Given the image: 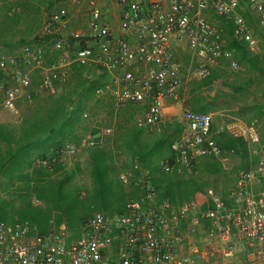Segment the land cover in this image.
I'll return each instance as SVG.
<instances>
[{
    "label": "built area",
    "instance_id": "2783aa9c",
    "mask_svg": "<svg viewBox=\"0 0 264 264\" xmlns=\"http://www.w3.org/2000/svg\"><path fill=\"white\" fill-rule=\"evenodd\" d=\"M81 4L85 0H71ZM124 5L122 36L102 20V7L90 0L91 20L87 31L71 27L70 10L61 5L50 14L47 34H54L49 48L40 42H27L19 54L0 58V106L23 119L19 99L31 98L33 84L25 65L42 69L40 89L56 92L67 85L71 66L76 63L82 75L94 79L90 66H102L112 73L110 79L95 87L97 96L110 95L118 106L151 99L148 110L136 118L140 128L162 131L171 125L165 114L168 98H178L182 87V68L173 43L187 40L191 61L189 79L208 77L222 60L239 69L235 50L229 47L217 23L205 12L214 9L234 24V35L251 50L258 47L253 26L241 13V0H114ZM264 29V0H244ZM2 1L0 0V6ZM86 41L85 45L79 43ZM91 44H90V43ZM78 45V46H77ZM57 54L55 63L44 66L46 53ZM8 76L10 79H4ZM88 119L90 112L83 111ZM183 129L174 139L175 162L160 161L165 172H193L207 156H220L225 149L217 142L213 116L187 107L182 116ZM113 126L103 132L111 134ZM218 133L243 137L263 151L258 160L239 170V179L225 199L213 185L207 187L211 207L203 208L195 199L175 203L160 199L153 169L140 158L119 171L120 181L141 194L126 203L124 211L97 209L78 227L72 237L66 222L51 223L46 232L29 219H0V264H215L204 261L200 241L207 246L218 242L216 264H232L239 245L249 250L250 259L264 258V141L257 120L246 123L233 119L218 126ZM93 136L84 144L98 143ZM80 145L68 141L37 157L35 164L53 167L56 162L77 157ZM231 154L235 148L227 150ZM35 203H41L39 198ZM204 220L209 222L203 229Z\"/></svg>",
    "mask_w": 264,
    "mask_h": 264
},
{
    "label": "trees",
    "instance_id": "16d2710c",
    "mask_svg": "<svg viewBox=\"0 0 264 264\" xmlns=\"http://www.w3.org/2000/svg\"><path fill=\"white\" fill-rule=\"evenodd\" d=\"M14 9L13 11H16V8ZM8 18L6 14L0 25H4L3 20L7 21ZM2 41H5V38L0 34V43ZM236 41L238 45H242L241 40ZM85 44L86 41H82L79 46ZM98 84L95 73L93 80H88L82 75L71 87L66 85L63 89L51 92L52 96L48 102L44 104L36 102L37 104L23 116L22 120L18 121L16 118L13 122L0 119V219L10 221L29 219L39 225L41 232H46L51 223L58 226L61 222H66L71 236L74 237L80 224L97 209L115 207L118 211H124L127 201L141 194L138 186L133 184L129 188L115 175L125 165L118 168L112 151L100 142L87 144L85 157L81 158L85 162L77 161L71 167L60 162H56L53 167L37 165L34 162L37 157L46 155L51 147L74 141L73 133L83 119L82 101ZM220 134L216 139L222 147L228 150L235 148V153L244 152L246 149L247 141L243 137H235L224 132ZM135 135L134 133L129 135L128 145L143 163L152 168L148 157L143 154L153 150L154 145L138 146ZM170 140L168 139V142ZM210 157L218 160L217 156H207V159ZM176 158L177 153L171 148L169 156L164 160L168 159L173 163ZM209 162L204 164L205 168L215 172L221 170L220 162ZM159 164L160 162L157 165ZM85 165L88 166L90 177L86 199L80 193L82 186L73 180L77 172L85 170ZM159 171L167 175V179L154 176L160 199L168 198L179 203L185 201V198L201 193L206 195L205 201L201 202L202 207L213 205L205 190L207 181L197 178L182 179L174 171L165 172L160 168ZM172 179H176V182ZM177 189L181 191V201L176 196ZM223 197L229 198L225 195ZM35 198H39L41 203H35ZM94 200L99 206L90 204Z\"/></svg>",
    "mask_w": 264,
    "mask_h": 264
},
{
    "label": "rangeland",
    "instance_id": "374dc122",
    "mask_svg": "<svg viewBox=\"0 0 264 264\" xmlns=\"http://www.w3.org/2000/svg\"><path fill=\"white\" fill-rule=\"evenodd\" d=\"M6 1L10 2V0H5L0 6V22L2 21L3 18H5L6 14H8L9 16L7 21L3 20L4 25H0V34L5 38V41H2L0 43V58L3 56L19 54L21 52L23 45L27 42L37 41L44 44L45 46H47V48L50 49L52 45V37L54 36V34H47L46 25L50 20L51 12L55 8L61 5L67 6L69 10L74 9V7L76 9L81 5V4L80 5L77 4L75 6L69 5L70 0H35V3H30L32 4L30 6L27 3L17 2V0H12L11 1L12 3L10 2L11 4ZM241 5L242 7L240 11L243 14L245 20L253 26L256 25L259 26L256 17L254 15V12L246 7L244 0H241ZM14 8H16V11H13L15 10ZM81 9L83 10L78 13L80 20L79 22H77L75 27L87 31L89 29V24L91 20V6L90 4H83ZM16 14H20V16L17 17L18 15ZM205 15L207 16L208 19L216 22L217 24L225 23L227 29L233 27L234 30L233 22L231 20H228L224 16L220 15L214 9H209L208 11L205 12ZM229 41H231L230 38ZM177 43L179 47L178 50L179 53H177V58L181 63L183 82H182V87L179 90L178 98H172V97L168 98L167 105L172 106L179 102L183 111L184 108L187 107L194 108L191 105L192 101L197 102L201 100L199 96L201 95L200 93L202 91L193 94L191 91V86L198 85L197 88H199L202 87V85H200L201 79H197V78L189 79L187 76V68L189 67L191 61V50L187 40L177 41ZM238 46L240 47V45ZM56 57H57L56 52L48 51L46 53L44 66L46 68L51 67L55 63ZM235 57L238 59L240 63V68L233 69L228 64H225V66L222 68L223 70L222 76L224 77L222 78V81L219 80L217 82H214L209 87L213 93L217 91L220 92V95L221 94L224 95L226 92L228 93L229 89L233 88V82H235V78L238 77L239 75H243V73L244 74L246 73L247 75L251 76L250 82L255 83L253 78L254 75L251 74L252 70L250 69L243 70L241 68V66L245 65L246 62H240L241 60L239 58V54L237 50H235ZM25 68L31 74L33 81L32 90L34 94L31 98H28L26 97V95H23L19 99V105L23 116L27 115L29 111L33 109L35 104L37 103L44 104L45 102H48L47 100L52 96L50 91L40 89V77H41L42 69L35 65H25ZM93 68H97V66H90V69L92 71ZM81 77H82V69L78 64L74 63L71 66L70 79L67 84L70 86L68 87H71ZM98 77L99 79H104L103 76L101 75L97 76V78ZM4 79L6 80L10 78L8 76H5ZM263 80L264 77H262L261 81ZM257 83L258 82H256V84ZM256 86H258L260 91L262 90L260 87V82ZM262 91H264V88ZM150 103H151V99L148 98L145 102L142 103H129L124 106H119V107L116 106L118 107L117 108L118 110L123 109L120 114H123L124 116H126V118L127 116H129V118L126 120L124 118L123 119L121 118L122 121H120V119L116 117L115 114L112 115L111 113H108V114H104L103 116H97V120L100 121L101 118V121L100 123L99 121H97L98 126L96 128L93 126L85 127L83 126V123L82 124L80 123L76 131L73 133L74 135L73 140L80 145V150L81 152L84 153L87 148V143L86 144L83 143V139L85 137L91 135L99 142H102V139L110 140L111 138H113L114 135L120 134L118 130L120 129L123 130L124 128L126 134L128 135L129 134L131 135L133 133L136 134L135 136H137V140L139 144L138 146H145L147 144L154 145L153 150H149L147 153H144L143 155H146L148 157V162L150 163L151 166H153L156 169L155 170L156 172L153 170L154 174H156L158 178L162 177L167 179V175L159 171L157 164L161 160L169 156L172 148V143L174 139L180 134L181 129L178 128L177 126L172 127V125H170L169 128L162 131L147 130L138 127L136 124V118L144 114L148 110ZM107 115H109V117ZM0 119H5L15 122L16 117L12 115L9 110L4 108L3 106H0ZM81 122H83V119ZM107 124H111L114 126L115 128L114 133L112 132V134L110 135H106L102 133L103 130L102 128ZM127 139L128 138L125 137L124 142L121 143L122 145L116 148L117 149L116 155L118 156L117 159H119L121 165L122 163L128 164L131 161V159H133L134 157H139L137 154H135L133 149L128 145ZM168 139H171L170 140L171 142L170 141L168 142ZM51 149L52 147L47 151L49 152ZM77 157H75V159L74 158L67 159L66 160L67 167L73 166V164H75V162L77 161H81L83 163L85 162L84 159H80V155H77ZM85 167L86 168L84 171L77 172L73 180L76 184L82 186L80 193L84 196L83 198L86 199L88 194L87 189L88 187H90V183H89L90 177H89L88 166L85 165ZM115 175L118 176V171ZM179 177L181 178V176ZM172 180L176 182V179H172ZM176 196L179 198V200L182 199L181 191L178 189L176 191ZM192 198L197 200L201 204V202L205 201L206 195L200 193L197 196H193L187 199L185 198V200ZM90 204L99 206V204H97L95 200L91 201ZM100 209L108 212L118 211L115 209V207L100 208Z\"/></svg>",
    "mask_w": 264,
    "mask_h": 264
},
{
    "label": "crops",
    "instance_id": "0c3cea01",
    "mask_svg": "<svg viewBox=\"0 0 264 264\" xmlns=\"http://www.w3.org/2000/svg\"><path fill=\"white\" fill-rule=\"evenodd\" d=\"M2 1L4 2L5 0ZM11 1L12 0H10V2ZM96 1L102 7L103 22L109 24L117 36H122L123 31L121 28V22L124 13V5L114 0H96ZM6 2L10 3L9 1ZM17 2L27 3L30 6L32 5L30 3H35V0H17ZM90 3H91L90 0H85L83 3H81V5L79 4L80 6L78 8L75 9L74 7V9L70 10L69 22L71 27H75L77 22H79L80 17L78 13L83 10L81 9L83 4H90ZM69 5L75 6L77 4L73 3L70 0ZM218 25L222 30L223 37L227 45L233 48L234 50L238 51L239 58L241 60L240 62H246L245 65L241 66V68L243 70L245 69L252 70L251 74L254 75L253 78L255 83L250 82L251 76L247 75L246 73L245 74L243 73V75H239L238 77L235 78V82H233V88L229 89L228 93L226 92L228 96L226 95V93L224 95L223 94L220 95L219 91L213 93L209 88L210 85H212L214 82H217L219 80L222 81V78H224L222 76L223 73L222 68L225 66V64H228V62H230L229 60L224 59L221 61L222 62L221 64L216 65L213 68L212 73L208 77L201 79L200 85H202V87L197 88L198 85L191 86V91L193 94L202 91L200 93L201 95L199 96L201 100L197 102L192 101L191 105L196 110H201L212 114L213 129L215 131L214 135L217 137L220 134L217 132L218 126L224 121L237 119L246 123H251L252 121L257 120L258 128L261 132L264 141V91H262L264 88V80L261 81L262 77H264L263 76L264 75V29L260 27V25L259 26L252 25L254 28V35L258 39V47L255 50H251L245 41H241L242 45H240V47L238 46V42L236 41L237 38L234 35L233 27L227 29L225 23H220ZM229 38L231 39V41H229ZM177 44H178L177 41H174L173 47L176 56L177 53H179L178 51L179 47ZM93 71L96 77L101 75L104 78V79H99L98 77L97 83L110 79L112 76V73L108 72L102 66H97V68H93ZM256 82L258 83L260 82V87L262 89L261 91L258 88V86H256L258 85V83L256 84ZM60 89H63V87L59 88L58 90ZM86 90L87 88L84 91ZM116 106L118 105L116 104L112 96L108 94L105 96H97L95 90L93 89L92 93L89 96L84 97L82 101V107H83L82 112L88 110L90 112V117L88 119L83 118V122H81V124L83 123V126L85 127L93 126L96 128L98 126L97 121H99L97 120V116H103L104 114H108V113H111L112 115L115 114V116L118 117L120 121H122L121 118L122 119L124 118L125 120L128 119L129 116H127L126 118V116L120 114L123 109L118 110L117 108L119 106L118 107ZM183 111L179 102L172 106L166 105L165 107V114L172 122L171 125L177 126L178 128L181 129L180 131H182L183 129V123H182ZM107 116L109 117V115ZM106 126H113V125L107 124ZM118 132L120 134L114 135L113 138H111L110 140L102 139V142L100 143L106 146L110 151H112L114 162H116V165H118L119 168L121 164L119 159H117L118 156L116 155V151H117L116 148L121 146L122 145L121 143L124 142V138L125 137L128 138L130 134L129 135L126 134L124 128L123 130L121 129L118 130ZM102 133L106 134L103 132V130ZM106 135H110V134H106ZM223 148L225 149L224 153L220 156H217L218 158L217 161L220 162V165L222 167L220 171L215 172L205 168L204 164L207 161H210L209 163L217 162L215 161L214 157H210V159H207L206 157L199 161V163L195 167L196 170L194 169L193 172L185 171L180 173L176 170L174 172L180 175L181 178L184 177L182 179L185 178L189 180L196 178L200 180L203 179L204 181H207L208 184L205 190H207L208 186L213 185L219 194L228 197L231 188L237 183L239 179V175H238L239 170L243 167H249L253 165L258 160L259 156L263 153V151H261L258 148V146L250 145L248 142L244 152H240V153L238 152L231 154L230 152L227 151L228 148L225 147ZM78 155H80V159L82 157H85V153L81 152V150L79 151ZM132 160L133 159H131V161L128 164L122 163V165L128 167L130 166ZM125 167L120 168L119 171ZM157 167H159V165H157ZM152 169L154 171L156 170L153 166ZM155 175L156 174H154V176ZM208 224L209 222L207 220H204L203 229H206L208 227ZM199 247L203 251L205 262L207 263L212 262L215 264L220 262L217 256L218 253L217 252L218 249H216L218 247L217 241L214 242L213 246H207L206 244L203 243V241H200ZM231 262L232 264H264V258L255 259V260L250 259L249 250L241 244L239 245V248L236 251V254L232 258Z\"/></svg>",
    "mask_w": 264,
    "mask_h": 264
}]
</instances>
